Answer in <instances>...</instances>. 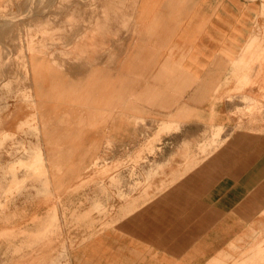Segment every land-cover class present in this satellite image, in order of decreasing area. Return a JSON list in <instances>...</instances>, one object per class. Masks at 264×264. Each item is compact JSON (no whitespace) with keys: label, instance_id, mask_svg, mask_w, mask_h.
<instances>
[{"label":"crops","instance_id":"0c3cea01","mask_svg":"<svg viewBox=\"0 0 264 264\" xmlns=\"http://www.w3.org/2000/svg\"><path fill=\"white\" fill-rule=\"evenodd\" d=\"M131 3L132 37L125 47L130 50L129 62H117L121 54L112 51L100 65L94 64L90 48L95 38L104 42L112 12L104 3L99 18L88 27L90 39L82 56L87 71L79 84H69V98L91 109L113 85L118 86L121 76H125L122 82H134L132 90L140 100L133 102L137 112L128 110L131 103L126 100L110 112L116 115L110 125L103 118L105 123L94 129L96 119L89 118L84 145H90L92 153L94 142L114 138L134 143L137 132L144 129L131 124L137 116L148 125L150 135L160 121L174 120L177 128L161 134L156 144L162 148L156 158L165 164L156 182L167 184L145 202L135 204L133 199L122 209L128 213L120 215V210L111 224L107 221L110 225L94 231L87 226L83 231L61 230L60 210L48 197L16 201L0 215V235L33 232L48 218L40 234L44 239L36 251H23L29 261L21 264H44L62 246L69 264H241L263 259L264 0ZM125 25L126 19H120V26ZM34 65L27 61L36 89ZM253 103L258 104L255 112H244ZM216 126L221 127L218 144L206 154H196V146L208 140ZM64 135L59 139L73 144L75 138ZM205 145L200 146L202 151ZM86 149L76 154L68 150V155H77V162L68 164L67 172L78 175L82 158L90 154ZM186 150L195 153L194 164L187 165ZM49 156L54 163L60 154ZM59 179L49 180L58 187ZM49 209L53 212L47 215ZM50 226L56 228L54 236L45 237ZM24 237L14 242H23ZM8 241L0 238V258ZM258 246L263 249L257 254Z\"/></svg>","mask_w":264,"mask_h":264},{"label":"rangeland","instance_id":"374dc122","mask_svg":"<svg viewBox=\"0 0 264 264\" xmlns=\"http://www.w3.org/2000/svg\"><path fill=\"white\" fill-rule=\"evenodd\" d=\"M131 1L135 0H0V215L16 201L30 203L45 196L60 210L57 222L61 219V230L83 231L87 226L94 231L110 225L120 210V215L128 213L122 209L132 205L133 199L135 204L145 202L150 194L167 184L162 180L157 183L165 164L156 158L162 153L156 144L161 142V134L177 128L174 120L160 121L156 132L150 135L148 125L137 116L131 124L144 129L137 132L134 143L114 138L99 144L94 142L98 146H93L92 153V147L84 145L87 122L92 118L96 119L94 129L105 122L110 125L116 117L110 112L126 100L131 103L128 110L137 112L133 105L137 98L132 90L134 82H122L125 76H121L117 83L120 89L113 85L103 102L98 98L100 103L93 102L95 106H90L91 109L69 98V84H79L87 71L82 56L90 39L88 27L95 17L99 18L104 3L112 12L106 22L104 42L100 44L95 38L90 48L94 64L100 65L102 57L112 51L121 54L116 56L117 62H129L126 52L129 54L130 50L125 47L132 37ZM120 19H126L125 26H120ZM28 60L38 67L36 89L32 88L27 73ZM256 106V103L246 106L244 112L254 113ZM220 130L221 127H212L209 139L196 146V154H206L214 148ZM61 134L75 138L73 144L59 139ZM203 144L205 151L200 149ZM85 149L90 154L82 158L78 175L67 172L68 164L77 162L74 154ZM68 150L74 156L68 155ZM53 154L60 156L51 163L49 155ZM185 154L187 165L196 162L194 152L186 150ZM93 159L95 165H91ZM57 176L61 181L58 187L49 180ZM48 222V218L39 222L30 233H1L0 238L9 241L3 245L0 264H6L5 260L7 264L26 262L23 251H36ZM53 228H48L45 237L54 236ZM22 236H25L23 242H14ZM263 247L258 246L254 251L258 254ZM256 263L264 264V258L243 260L241 264ZM44 264H69L65 248L62 246Z\"/></svg>","mask_w":264,"mask_h":264}]
</instances>
